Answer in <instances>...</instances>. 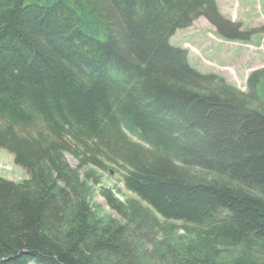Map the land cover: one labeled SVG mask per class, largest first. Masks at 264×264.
Segmentation results:
<instances>
[{"label":"trees","instance_id":"1","mask_svg":"<svg viewBox=\"0 0 264 264\" xmlns=\"http://www.w3.org/2000/svg\"><path fill=\"white\" fill-rule=\"evenodd\" d=\"M199 17L249 37L216 0H0V148L28 174L0 177V264H264V69L243 92L192 67L171 38ZM112 173L124 222L91 204Z\"/></svg>","mask_w":264,"mask_h":264},{"label":"rangeland","instance_id":"2","mask_svg":"<svg viewBox=\"0 0 264 264\" xmlns=\"http://www.w3.org/2000/svg\"><path fill=\"white\" fill-rule=\"evenodd\" d=\"M216 1L223 17L249 34L247 39H224L205 17H199L190 27L177 30L171 42L176 47L187 49L190 65L199 72L217 74L235 85L237 89L246 92L250 75L254 71L264 69V0ZM67 159L73 168L77 167V162L73 158L67 156ZM195 173L206 180L212 178L223 180L199 170H195ZM0 177L15 182H23L28 178L27 172L15 164L13 155L2 148H0ZM117 188H121L124 194L117 193ZM103 189L113 191L115 197L124 203L130 193L124 189L121 174H105L103 183L94 187L95 193L91 197V204L93 209L96 207L100 209L103 217L124 222L125 220L108 205L102 195ZM186 231L187 227L178 225L174 234L177 237L189 238ZM207 246H210V242ZM244 248V244L232 245L230 252L241 253Z\"/></svg>","mask_w":264,"mask_h":264}]
</instances>
